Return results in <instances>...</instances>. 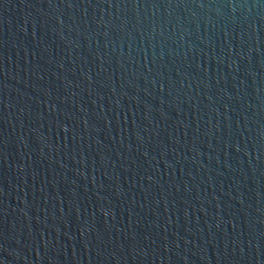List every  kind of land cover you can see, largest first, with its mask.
Instances as JSON below:
<instances>
[{
  "label": "water",
  "instance_id": "obj_1",
  "mask_svg": "<svg viewBox=\"0 0 264 264\" xmlns=\"http://www.w3.org/2000/svg\"><path fill=\"white\" fill-rule=\"evenodd\" d=\"M0 166L73 264H264V0H0Z\"/></svg>",
  "mask_w": 264,
  "mask_h": 264
}]
</instances>
